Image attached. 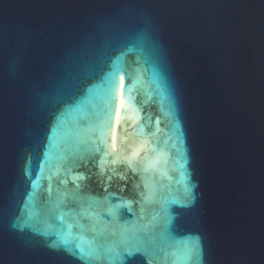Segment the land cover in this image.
I'll return each instance as SVG.
<instances>
[{"label":"water","instance_id":"water-1","mask_svg":"<svg viewBox=\"0 0 264 264\" xmlns=\"http://www.w3.org/2000/svg\"><path fill=\"white\" fill-rule=\"evenodd\" d=\"M0 264H264V0H0Z\"/></svg>","mask_w":264,"mask_h":264}]
</instances>
